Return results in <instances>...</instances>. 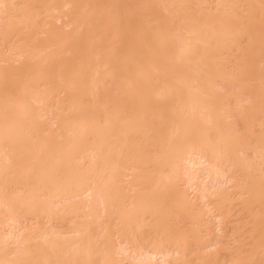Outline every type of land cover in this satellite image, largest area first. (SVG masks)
I'll use <instances>...</instances> for the list:
<instances>
[{
	"label": "bare ground",
	"instance_id": "obj_1",
	"mask_svg": "<svg viewBox=\"0 0 264 264\" xmlns=\"http://www.w3.org/2000/svg\"><path fill=\"white\" fill-rule=\"evenodd\" d=\"M213 1L226 22L187 12L190 0H0V264H256L264 217L249 251L220 262L199 205L221 225L234 199L218 186L234 183L243 209L264 208V134L252 131L264 79L250 54L263 52L264 0H245L242 22ZM242 36L250 57L220 93L218 54ZM248 151L255 163L237 155ZM78 215L69 237L24 227Z\"/></svg>",
	"mask_w": 264,
	"mask_h": 264
},
{
	"label": "rangeland",
	"instance_id": "obj_2",
	"mask_svg": "<svg viewBox=\"0 0 264 264\" xmlns=\"http://www.w3.org/2000/svg\"><path fill=\"white\" fill-rule=\"evenodd\" d=\"M141 1L142 0H140V1L138 0V2H140V3H141ZM202 1L203 0H190L189 5H188L189 10L187 12H190L191 14L198 12L202 16L204 15V17H205V15L210 16V17L212 16L211 17L212 19L215 17L214 15H217L219 13L218 17L222 16L221 18L223 19V21L226 22L227 19L224 18L225 14H223V15L220 14V13H223V11H225L226 8H224V7L221 8L222 6L220 3L218 4V1L215 2L213 0H209L208 2H205V3H203ZM226 1L228 2V4L232 3L230 6L237 8V10H235L236 11L235 13H238L237 16H239V17H237V19L240 22H242L241 21L242 19L245 20V18L248 16V14H247L248 13L247 10L249 9V8H247V6L249 7L248 3L245 0H243V1L242 0H226ZM244 3L245 4L247 3V5H245ZM253 4L255 5V2H252L251 5L254 6ZM234 9L235 8H233L232 10H234ZM64 10L66 11V8L65 9L63 8V10H61V11L63 12ZM228 10H230V9H228ZM225 12H227V11H225ZM163 14L164 13H162V15ZM249 14L253 20L260 18L258 11H256V10H252V13L249 11ZM216 17H215V19L218 21V19L220 17L219 18L218 17L216 18ZM62 18L58 19L59 21L55 20L54 25L58 28L63 27L62 29L65 30V22L67 21V19L65 20L64 18L63 19ZM160 18H163V16ZM224 19H226V20H224ZM229 20L232 23L233 19L230 18ZM238 20L237 21L234 20L235 24H236V22H238ZM230 21H228V22H230ZM225 22H224V24L227 25L228 23H225ZM232 26H233V23H232ZM66 29H67V27H66ZM242 37H244V38H242ZM242 37H239L240 39L238 37H236L237 41L235 43H233V45L224 44V45H227V47L225 46L226 48L224 47L226 50H224V48H223L224 45H223L222 46L223 51L221 50L222 52L218 54L219 56L217 55L218 56L217 57L218 60L216 61L217 65H218L217 66V68H218L217 72L221 73L222 75H226L225 80L223 79L221 82L219 80H217L218 83L220 82L219 84L216 83V86H217V84L219 85V86H217V89L219 91L221 89L220 93L234 91V88H232V86H231L232 81H230V80H232V78L234 79L237 76V74H238V68H237L238 63L240 64V61L245 60L243 58H245L246 55H249L250 49H253V50H250V54L252 52V54H251L252 56L257 55V56H255L256 57V59H255L256 64H253L254 66L256 65L255 67H253V71L255 70L254 72L255 73L257 72L256 75L258 77L264 79V47L262 49L263 52H261V51L259 52L260 48H259V50L254 49L252 47L253 41L252 40H251V42L248 41V39L250 40V38L246 39L245 38L246 36H242ZM250 47H252V48H250ZM249 57H250V55H249ZM249 57H248V59H249ZM254 58L252 60H254ZM248 59H246V60L248 61ZM253 62H255V61H253ZM245 63H247V62H245ZM227 76L230 78H228ZM256 84H257V82L255 80L254 81L252 80L251 82L244 84L243 85L244 88H243V86H241V87L243 89L246 88L247 92H250L253 89L252 87H255ZM256 86H258V85H256ZM249 88L251 89L250 91H248ZM254 89H256V88H254ZM60 95H62V94H60ZM62 97H64V96L62 95L61 97H59V99L60 98L62 99ZM233 102H235V101H233ZM262 102H263V100H262ZM228 104H229V102H228ZM230 104H231L230 110L233 111L232 116L236 119V125H238L236 127L238 129V134L240 135L241 140L244 142H249L250 144L253 143L252 139L249 138L251 136L248 135L246 132H244L241 119L239 117H237V115L236 116L234 115V113L236 112L235 111L236 107H234V106L236 104L235 103L233 104L232 100L230 101ZM252 104L254 106H257L258 104H260V101L258 99H254ZM49 113L50 112H48L47 115ZM49 115L47 117L45 115V117L48 118ZM46 118H44V119H46ZM50 118L52 120L51 115L48 119H46V121L49 120L51 122ZM49 121H48V123H50ZM258 122H261L264 126V109H263V112L260 113V115H258ZM51 124H53V120H52ZM252 131L255 135H259L261 132L264 134V127L261 128V127L255 125L253 127ZM263 142H264V140H263ZM253 154H254L253 152L248 151L245 153L244 156L240 155V154H237V155L240 158L244 157L246 159V161L248 162L249 160H252V159L255 160ZM253 160H252V163L254 162ZM249 162H251V161H249ZM147 169L150 170L151 166H148ZM262 172H264V167L262 168ZM234 178H235V182L237 184L243 183L246 181L244 176L241 173H236ZM248 183H250V182L248 181ZM233 185H234V183H231V184L230 183H227V184L226 183H220L218 186L222 190H225L226 194L229 196L230 199H234L233 204L227 206V208L225 209V216L223 219V223L221 225H218L216 219L210 213L207 212V208L205 207L204 204L200 203V205H199L200 211L203 215V219L205 220V223L207 224V231H208L209 236L211 238L216 239L218 242L216 248L218 249V259L220 262H226L227 260H231L238 253H242L246 250H247L246 251V253H247L249 251L250 246L253 244V239L257 238L256 235L251 233L252 224L255 222V220L259 221L261 218L264 217V208L263 207L252 208L251 212H248L247 210L243 209V207L240 204H238V202L236 200L239 199V195L237 193V189L233 188L234 187ZM179 186L181 189L186 188V185L182 182L180 183ZM190 197L192 198L191 195H190ZM97 210H99V208ZM255 215H258V216H255ZM83 217L84 216H80V215H78V216H67V217H64L62 219L63 220L62 223H59L56 220L55 221L57 223L56 222L55 223H52V222L49 223L46 220H41V219L40 220H36V219L29 220L28 219V220H26V222H24L25 226L24 225H22V226H24L26 228L25 229L23 227V229H25L27 231L26 233H32L33 234V233L38 232V231H47V230L52 228V229H55L56 231L59 230L62 234L64 233L65 235H63V236H68L69 230L71 229V226H75L77 224L82 223L85 220ZM102 218H103V216H101L99 218V220L95 223L94 227L101 225V222L103 221ZM6 220H7V218L4 216V214L0 213V234L8 232V221H6ZM186 224H187V221L183 220L182 223L180 224L179 228L185 227ZM67 233H68V235H67ZM263 258H264V250L261 249L259 252V258H257V260H256V264H262ZM94 262H95V264H98L99 258L96 257ZM127 262H128V260H127ZM124 263L125 262H123V264ZM126 264H128V263H126ZM130 264H131V261H130ZM253 264H254V262H253Z\"/></svg>",
	"mask_w": 264,
	"mask_h": 264
}]
</instances>
